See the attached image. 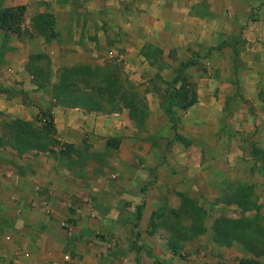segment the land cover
<instances>
[{
	"label": "crops",
	"instance_id": "1",
	"mask_svg": "<svg viewBox=\"0 0 264 264\" xmlns=\"http://www.w3.org/2000/svg\"><path fill=\"white\" fill-rule=\"evenodd\" d=\"M258 4L0 0V10L21 13L16 32L0 28V112L8 119L39 121L44 99L25 107L10 85L22 82L29 94L47 92L53 100L52 136L59 142L44 150L0 145V264H239L254 257L240 245L216 243L210 233L200 240L203 233L185 244L182 259L168 247L169 231L161 222L179 207L183 194L193 197L204 189L208 197L213 191L226 195L238 184L251 187L257 209L244 210L241 202L225 198L216 204L237 206L249 218L264 217V6L254 16ZM101 23L124 32V50L118 51L115 40L109 56L126 59V82L143 99L147 122L162 118L168 147L154 137L158 120L150 134L138 138L128 107L107 113L55 104L50 86L33 83L26 64L41 50L48 52L51 82L58 76L52 62L62 63L67 49L76 64H101L96 62L103 53ZM182 87L195 92L185 109L169 96ZM109 138L116 144L107 145ZM66 144L73 146L70 152ZM98 151L112 155L109 165L81 171L59 166L62 155L91 158ZM155 154L164 155L155 169L157 181L142 191L138 177L149 173ZM136 158H144L139 167L133 165ZM182 174L185 188L175 179ZM172 197H177L173 204ZM139 205L129 227L134 235H128L123 225ZM159 227L166 231L162 237ZM255 258L264 264V255Z\"/></svg>",
	"mask_w": 264,
	"mask_h": 264
},
{
	"label": "trees",
	"instance_id": "2",
	"mask_svg": "<svg viewBox=\"0 0 264 264\" xmlns=\"http://www.w3.org/2000/svg\"><path fill=\"white\" fill-rule=\"evenodd\" d=\"M20 16L21 13L18 8L0 10V28L16 32L19 28ZM151 55L154 56L155 54ZM26 68L33 74V83L38 88L51 87V95L55 104L70 107L79 106L88 111L107 113L126 106L129 108L130 116L141 125L144 123L143 119L147 117V109L139 93L127 84L123 70L114 67L110 62L95 65L82 63L63 65L54 82H51L50 60L47 55L42 53L31 55ZM169 94L173 99L184 103V109L195 100L194 90L184 87ZM165 111L170 115L173 110L169 107ZM44 114H46L45 122L40 117L42 123L38 130L31 128L29 121L19 118L11 120L10 123H7L8 132L5 142L20 150L33 148L44 150L49 144H59L52 136L54 132L52 115L50 112ZM173 118L171 117V119ZM172 122V126L175 127V122ZM2 139L0 137V142ZM108 144L115 145L116 142L109 138ZM65 147L66 149H73V146L69 144H66ZM231 195L227 201L241 202L244 210L255 207L257 209L251 187L238 184L232 190ZM198 205L197 200L193 197L183 194L180 198L179 207L171 209L170 215L161 222L163 227L169 231L167 244L173 253H179V249L185 240H193L207 231V226L204 224L206 212L203 207ZM141 206H137V213L140 212ZM260 224H264V217L257 214L251 218L247 216L232 218L226 215H218L212 222V239L222 245H229L233 242L241 243L243 249L254 257L244 258L240 260L239 264H258L255 257L263 256L264 249L257 248L254 238H264V236L255 233L249 234L245 231L248 226L253 227Z\"/></svg>",
	"mask_w": 264,
	"mask_h": 264
},
{
	"label": "rangeland",
	"instance_id": "3",
	"mask_svg": "<svg viewBox=\"0 0 264 264\" xmlns=\"http://www.w3.org/2000/svg\"><path fill=\"white\" fill-rule=\"evenodd\" d=\"M252 1H254L255 4L259 3L257 5L258 7L255 9V12H253V15L257 16L258 15L257 11H258V8L260 7V5L262 4L264 6V0H252ZM251 17L253 18L252 15H251ZM108 26L109 25L107 23L99 24L98 31L101 30L102 34L103 35L105 34L104 36H106V37H104V36L102 37L101 43L99 44L100 46H98L99 48L101 47V50L103 51V53H101V56L99 55L100 60L96 61V62L101 63V64H106V63L110 62L114 65V67H118L121 71L124 69V71L130 72L129 68L127 67V61L124 57L122 59L121 58L118 59L117 58L118 56H116V57H110L109 56L108 52H109L110 48L113 46L115 40L119 44L118 45L119 46L118 51L121 52L124 50V49L122 50L123 47L121 44L123 42L122 39H124L125 34L121 29L112 30V29H109ZM233 32L236 33L237 31L234 30ZM43 38L45 39L44 41L47 40L44 36H43ZM93 39H94V37L92 35L90 37V40H93ZM50 43H51L50 45H53V42H50ZM45 44H48V43L45 42ZM45 48L47 49L46 46H45ZM67 50H69V52L65 53V57H64L65 60L63 59L62 63H58L60 61H57L54 63L52 62V66L57 67V69H56V70H58L56 73L57 75L59 74V70L63 65L76 64V62H73L71 59V58H73L74 53L71 51V49H67ZM41 53L44 55H48V52L46 50L45 51L41 50ZM10 86H11L10 89L12 91L11 93L13 95H15V97H17L19 99L21 98V101H22L23 105H25V107H30L33 104L35 105V104H37V102H40L39 100L44 99L43 103L45 105H43L44 107H41L39 109L37 114H39L40 116L38 115V117H42L41 120L43 122H45L44 117L46 114H44V113H49V111L51 109V105L53 103V100L50 97V94L48 95L47 92H45L46 96H42L40 94V92H31V94H29V92L27 90H24L25 87H24V83H22V82H20V86H19L18 82L14 83V84L12 83ZM0 118H3L2 120H0V133L4 134L3 135L4 136L3 141L0 142V145L3 146V148L12 147L9 145V143L5 142V137L7 136V132H8L7 123H10L11 120H13V119H8V116L6 114L4 115L1 112H0ZM41 120L39 119V121H31L29 125H31V128L38 130V127H40L41 123H42ZM151 120L153 121V124L151 123ZM151 120H150V122H147V119H143V121H144L143 125H141L140 123L134 125V130H135V132H137L138 138H145L149 132L151 133V129L156 127L154 124L156 123L157 120L159 121L158 124H161L163 121L161 117H152ZM162 128H163V124L160 125V128L158 127L159 133H154V137L156 138L157 142H159L160 147L166 148V147H168V143L163 140V137H164L163 135L166 134V131L164 133ZM158 135H160V136H158ZM67 149H68V152H70V149L69 148H67ZM154 150H156V149H154ZM154 150H153V152H154ZM111 156L108 155V151H107L106 155L102 154L101 152H99L98 154H96V153L92 154L91 158L84 156L82 154H79V153H77L74 156H70L69 158H67V156H65V155L64 156L62 155V156H60L61 158L59 159L60 160L59 166H62L63 168L68 167L70 169L78 170V171H81L84 166H89L90 168L96 169L98 167H103L105 165H109L110 164L109 158ZM257 157H258L259 161H262L260 156H257ZM144 158L139 159V160H138V158H136V162L133 165L136 167L141 166V163H143ZM11 160H13V159L11 158ZM163 160H164L163 154H159V155L155 154L151 157L150 162H148L149 168H150L149 173H147V174L143 173V177H140V176L138 177V180L140 182H143L142 191H143V189H147V185H152L153 183H155L157 181V174L155 173V169L158 166V163H163ZM262 162L264 163V161H262ZM78 175H80V174H78ZM184 176L185 175L182 174L181 178L175 177L176 181L179 184L181 183V186H183L182 188L187 187L185 184ZM78 177L82 178V176H78ZM85 181H87V180L85 179ZM222 185H224V184H222ZM231 192L232 191H230L226 195H224V194L220 195L221 194L220 192L217 193V192L213 191V195L211 197H208V194L204 189L203 190L199 189V191L193 195V197H195L199 201L198 206L203 207V209L206 212V218L204 220V224L207 226V231L202 235V239H200L201 236L199 237L200 240H205L206 238H209V233L212 236V227L211 226H212L213 219L216 216L226 215V216H229L232 218H240V216H242L241 210H240V208H237V206H233V207L230 206L229 207V206H223L220 204H216V201L219 199H224V198L229 199L232 196ZM259 194H261L259 191L256 192V195H259ZM176 201H177V197H172V198H170L169 203L173 204ZM124 209L125 208L123 207V210ZM130 212H132L131 214H133V215H131L130 217H132V218L127 221L129 225H125V226L123 225V229H124L125 233H128V235L133 234L129 231V227H131L132 224H134L133 216L136 215L137 211L133 209ZM243 214L245 216H249L245 213H243ZM103 224L105 226H108V221L107 220L103 221ZM157 232H158L159 237H162L166 233L165 229L160 228V227L158 228ZM245 232H248L249 234H253V233L261 234V236H264V224H260L258 226L255 225L253 227L248 226V228ZM137 238L138 239H136V240H138V242H139L141 239L139 240V236ZM254 239H255L254 243L257 246V248H263L264 249V238L256 237ZM143 240L144 239H142V241ZM188 241L189 240H185L179 249L180 250L179 251V257L182 259L187 258L186 257L187 253L184 254V253H182V251L184 250V246L186 243H188ZM233 243L241 246V243H238V242H233ZM248 255L252 256L251 253H248ZM251 258H253V257H251Z\"/></svg>",
	"mask_w": 264,
	"mask_h": 264
}]
</instances>
